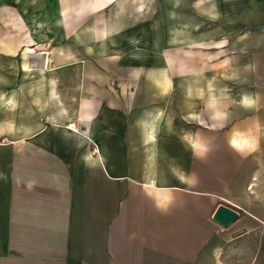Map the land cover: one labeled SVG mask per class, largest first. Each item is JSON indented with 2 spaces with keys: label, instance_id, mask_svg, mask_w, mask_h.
<instances>
[{
  "label": "crops",
  "instance_id": "1",
  "mask_svg": "<svg viewBox=\"0 0 264 264\" xmlns=\"http://www.w3.org/2000/svg\"><path fill=\"white\" fill-rule=\"evenodd\" d=\"M0 264H264V0H0Z\"/></svg>",
  "mask_w": 264,
  "mask_h": 264
},
{
  "label": "water",
  "instance_id": "2",
  "mask_svg": "<svg viewBox=\"0 0 264 264\" xmlns=\"http://www.w3.org/2000/svg\"><path fill=\"white\" fill-rule=\"evenodd\" d=\"M240 218V212L226 204H220L213 215V220L224 228L230 227Z\"/></svg>",
  "mask_w": 264,
  "mask_h": 264
}]
</instances>
